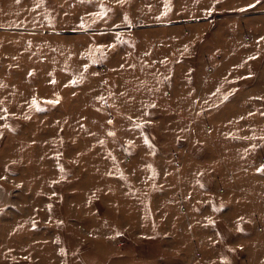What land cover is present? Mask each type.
Wrapping results in <instances>:
<instances>
[{
    "label": "rangeland",
    "instance_id": "374dc122",
    "mask_svg": "<svg viewBox=\"0 0 264 264\" xmlns=\"http://www.w3.org/2000/svg\"><path fill=\"white\" fill-rule=\"evenodd\" d=\"M0 264H264V0H0Z\"/></svg>",
    "mask_w": 264,
    "mask_h": 264
},
{
    "label": "built area",
    "instance_id": "2783aa9c",
    "mask_svg": "<svg viewBox=\"0 0 264 264\" xmlns=\"http://www.w3.org/2000/svg\"><path fill=\"white\" fill-rule=\"evenodd\" d=\"M177 164V161H174Z\"/></svg>",
    "mask_w": 264,
    "mask_h": 264
}]
</instances>
